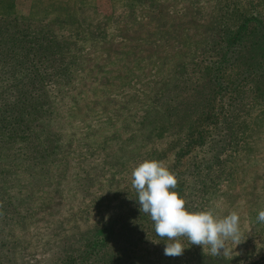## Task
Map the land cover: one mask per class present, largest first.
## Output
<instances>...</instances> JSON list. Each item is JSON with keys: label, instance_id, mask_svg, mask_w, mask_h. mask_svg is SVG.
Masks as SVG:
<instances>
[{"label": "rangeland", "instance_id": "374dc122", "mask_svg": "<svg viewBox=\"0 0 264 264\" xmlns=\"http://www.w3.org/2000/svg\"><path fill=\"white\" fill-rule=\"evenodd\" d=\"M223 8L228 12L227 25L261 29L264 0H0V18H11L8 35L0 41V55L4 50L15 55L26 45L30 49L20 56L28 53L29 60L67 53L82 60L78 68H72L73 81L66 82L59 94L57 88L51 92L58 120H43L49 129L45 138L62 149L47 157L50 170L43 175L44 187L27 183L34 191L32 195L26 192L22 199V195L9 192L4 179L0 182L4 198L0 214L21 209L22 203L25 209H21L25 213L21 218L13 219L9 234L0 233V240L8 243L0 247V264H56L59 255L85 246L99 233L96 227L108 222L110 211L96 207V201L108 194L112 205L120 204L117 209L110 208L114 214L128 212L129 201L137 192L133 185L134 191L129 186L123 190L121 182L133 178L128 164L139 141L132 135L145 121L159 120L153 111L148 118L146 113L160 109L159 102H166L171 90L179 92L183 83H197L195 77L202 71L197 67L201 64L199 50L211 37L209 28ZM74 17L94 25L102 23L107 35L93 38L86 30H78ZM17 23L25 28L29 41L19 38ZM49 26L57 32L49 35L55 41L64 39L77 46L70 52H43L38 48L40 39L34 36H43ZM212 57L207 56L203 69L210 75ZM50 68L49 63L38 64L36 71L45 74ZM262 84L260 99L235 129L239 134L233 133L225 151L217 149L223 153L221 164L202 169L204 181L195 192L189 187L184 193L185 206L191 211H211L218 217L237 212L240 240H229L223 253L212 255L208 246L191 245L186 237H180L186 247L183 254L166 256L167 238L164 242L156 235L154 222L144 213L148 223L135 220L144 234L129 252L127 264H246L260 258L264 264V223L257 221L258 212L264 210V79ZM191 93L193 90L186 95L191 97ZM252 93L248 91L246 96ZM211 108L213 112L215 106L210 104L206 115L216 122ZM188 118L181 120L189 125L192 120ZM169 159L170 163L172 157ZM32 178L20 174V180ZM9 181L16 182L14 178ZM69 237L71 243L62 250Z\"/></svg>", "mask_w": 264, "mask_h": 264}, {"label": "trees", "instance_id": "16d2710c", "mask_svg": "<svg viewBox=\"0 0 264 264\" xmlns=\"http://www.w3.org/2000/svg\"><path fill=\"white\" fill-rule=\"evenodd\" d=\"M227 19H229L228 12L223 8L217 13L214 25L209 28L211 37L199 50L201 64L197 67L202 71L195 77L197 83H183L179 92L171 90L167 101L159 102L160 109L151 108V111L146 113L148 118L153 111L159 120L145 121L138 128V132L132 135L133 140L139 143L134 146L137 152L133 155L128 168L131 166L134 170L145 159L158 160L176 175V191L186 203L188 200L184 196L185 189L192 187V191L195 192L198 185L204 181L201 178L202 169L221 164L223 153L219 154L217 149L220 151L226 149V143L231 140L233 133L239 134L235 129L245 122L246 116L251 114L253 106L260 99L259 94L261 95L259 91L264 79V20L260 22L261 30L249 26L234 28L226 24ZM10 21V17L0 18V41L8 35L6 29L10 27ZM73 22L78 30L79 28L81 31L86 30L93 38L107 35L102 23L94 25L77 17L73 18ZM17 27L19 38L22 41H29L25 39V28L19 23ZM43 31L39 30V32ZM45 32L43 36H34L40 39L38 48L43 52H70L77 46L76 42L72 43L64 39L55 41L52 36L57 32L53 27L49 26ZM19 48L17 50H20ZM22 49L15 55L5 50L0 55V71H3V74H0V144H2L0 145L2 176L0 182L5 180V187L11 188L9 192L22 195L23 199L26 192L32 195L34 191L33 187L27 186V183H33L38 189L44 187L43 175L50 170L47 157L57 154L62 149L57 142L55 145L47 142L45 136L49 129L43 120L56 118L51 92L57 88L59 94L66 82L73 81L72 68H78L82 60L68 56V53L53 59L38 57L29 60L28 53L23 57L20 53L30 48L23 45ZM212 55L215 58H210V62H213L214 70L210 75V72L205 73L203 69L207 56ZM48 63L53 67L50 68L51 71H46L45 74L37 73L38 64L48 65ZM187 86L188 90H184ZM190 90H193L191 97L186 95ZM248 91L253 93L246 96ZM210 104L215 106L213 112H211L212 108L209 112L214 116L217 115L216 122H212L210 116L206 115ZM192 113L193 116L196 114L195 117L191 116ZM187 116L192 120L190 126L181 120ZM139 121L143 122V120ZM195 137L200 139L195 140ZM24 164L25 168H23ZM179 169L182 170L181 173L178 172ZM6 172L11 174L7 175ZM3 174H6V177ZM20 174L21 177L33 175L34 178L29 179L30 181L20 180ZM186 176L189 182L186 181ZM12 178L16 182H10ZM123 181L121 182L123 190L128 189L129 186L130 190L134 191L131 180L129 183ZM79 188L81 190L82 186L79 185ZM82 194L90 195L89 192ZM1 195L0 202L4 203ZM108 197H101L96 201L97 210L102 211L106 208L110 211L108 222L96 227L95 232L100 228L99 233L93 239L88 238V241L86 239L85 246L71 250L67 255H59L56 264H127L131 258L129 252L136 245L139 237H142V233L144 234V231L141 233L138 229L135 221L138 219L142 222L145 219L144 212L138 210L139 205L135 195L129 201L128 212L122 216L116 215L112 212L115 210L111 211L110 208L117 209L120 204L112 205L109 201L112 197ZM20 201L23 200H15L16 203ZM20 205H16L15 209ZM22 205L21 209H24V204ZM21 209L14 210L10 214H0V233H10L15 223L13 219H19L25 214ZM120 222L123 224L117 228ZM145 223H148V219H145ZM69 243L71 238L62 250ZM2 244L8 245L6 240H0V247ZM106 250L110 254L105 253ZM260 260L262 258L246 264H260Z\"/></svg>", "mask_w": 264, "mask_h": 264}, {"label": "clouds", "instance_id": "9594fccd", "mask_svg": "<svg viewBox=\"0 0 264 264\" xmlns=\"http://www.w3.org/2000/svg\"><path fill=\"white\" fill-rule=\"evenodd\" d=\"M132 177L140 212L150 216L158 237L167 238V242L163 240L164 255L183 254L186 247L180 237H186L191 245L208 246L212 255L223 253L229 240H240L237 212L218 217L211 211L189 210L176 191V175L158 160L140 162ZM257 221L264 223V210L258 212Z\"/></svg>", "mask_w": 264, "mask_h": 264}]
</instances>
